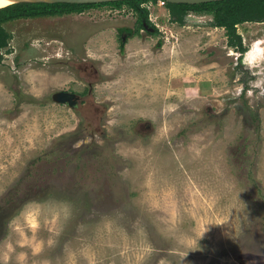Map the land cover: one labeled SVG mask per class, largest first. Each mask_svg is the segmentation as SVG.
Returning <instances> with one entry per match:
<instances>
[{"label":"rangeland","instance_id":"obj_1","mask_svg":"<svg viewBox=\"0 0 264 264\" xmlns=\"http://www.w3.org/2000/svg\"><path fill=\"white\" fill-rule=\"evenodd\" d=\"M141 7L156 31L127 3L6 23L0 264H264V21L240 52L212 14Z\"/></svg>","mask_w":264,"mask_h":264},{"label":"trees","instance_id":"obj_2","mask_svg":"<svg viewBox=\"0 0 264 264\" xmlns=\"http://www.w3.org/2000/svg\"><path fill=\"white\" fill-rule=\"evenodd\" d=\"M144 1L146 0H117L101 3L17 2L7 5L0 8V62L4 57L3 50L9 45L12 38V32L5 26L10 21L80 12L85 8L107 3L115 6H122L127 3L139 11L141 26L144 27L143 20L149 22L148 10L141 7V3ZM167 7L171 15L179 22H183L185 15L190 11L212 14L213 24L225 28L228 45L235 47L240 52H245L247 46L243 41L242 34L238 31V25L246 21H264V0H218L196 4L167 2ZM48 154L46 153L33 160L30 168L42 163L44 158L48 159ZM81 156L85 155L82 154ZM38 170L35 174L40 173ZM20 185V182L17 183L16 187L12 188L4 198L6 199V205L13 207L14 211L24 202V199L17 193Z\"/></svg>","mask_w":264,"mask_h":264},{"label":"water","instance_id":"obj_3","mask_svg":"<svg viewBox=\"0 0 264 264\" xmlns=\"http://www.w3.org/2000/svg\"><path fill=\"white\" fill-rule=\"evenodd\" d=\"M109 1H117V0H20L15 1L17 2H67V3H101V2H109ZM167 2L171 3H189V4H196V3H203V2H210V1H218V0H166ZM8 4V5H10ZM7 5H1L0 8H3ZM54 99L60 103H69L71 107L75 108L78 105L79 95L75 92L66 91V90H59L54 93Z\"/></svg>","mask_w":264,"mask_h":264},{"label":"clouds","instance_id":"obj_4","mask_svg":"<svg viewBox=\"0 0 264 264\" xmlns=\"http://www.w3.org/2000/svg\"><path fill=\"white\" fill-rule=\"evenodd\" d=\"M9 227L14 231L20 232L22 235L25 229H31L34 234L38 229V225L32 222V217L27 212H21L19 216L13 217L9 221Z\"/></svg>","mask_w":264,"mask_h":264},{"label":"flooded vegetation","instance_id":"obj_5","mask_svg":"<svg viewBox=\"0 0 264 264\" xmlns=\"http://www.w3.org/2000/svg\"><path fill=\"white\" fill-rule=\"evenodd\" d=\"M143 23H144V27H141V30H147V31H152V32L157 30V28L155 26H151L152 25V22H147L144 19L143 20ZM121 34L124 35V37H125L126 35L131 34V30H129L127 28H124V29H122ZM71 92H73V91H71ZM80 99H81V96L79 95L78 105H79ZM66 104H69V103H66Z\"/></svg>","mask_w":264,"mask_h":264},{"label":"bare ground","instance_id":"obj_6","mask_svg":"<svg viewBox=\"0 0 264 264\" xmlns=\"http://www.w3.org/2000/svg\"><path fill=\"white\" fill-rule=\"evenodd\" d=\"M15 1H20V0H0V4H1V5H8V4H10V3H12V2H15ZM262 41H263V40H258L257 44L261 43ZM254 44H255V43H254ZM257 44H255V45H256V51H260V50L262 49V47H260V46L257 45ZM230 51H231L230 54L234 55V50L231 49Z\"/></svg>","mask_w":264,"mask_h":264}]
</instances>
